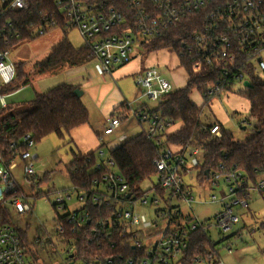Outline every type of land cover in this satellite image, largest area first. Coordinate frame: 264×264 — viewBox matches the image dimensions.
Returning <instances> with one entry per match:
<instances>
[{"label":"built area","instance_id":"1","mask_svg":"<svg viewBox=\"0 0 264 264\" xmlns=\"http://www.w3.org/2000/svg\"><path fill=\"white\" fill-rule=\"evenodd\" d=\"M190 15H200L202 21L198 29L180 40V46L189 56L194 73H200L204 66L221 65L222 80L243 85L249 80L245 71L234 64L243 55L241 65L250 63L256 74L264 75V59L260 56L264 50V0H0V84L8 83L15 74L9 46L25 37L44 35L53 29L62 32L74 29L89 49V60L97 72L110 73L114 67L129 62L137 54L136 47L161 38ZM135 83L155 107L136 106L138 99L126 102L125 113L111 116L102 133L112 134L121 117H133L145 124V137L156 148L151 160L155 172L149 176L152 178L149 185L139 187L138 191L130 190L101 145L93 158L86 157L95 175L56 191L53 203L56 211L66 210L56 216L54 227L62 241L66 223H70L72 232L88 231V237L98 245L102 238L112 245L117 239L130 245L134 252L119 261L112 256L101 259L98 255L87 261L74 257V241L68 239L64 241L63 264H179L190 235L199 230L208 237L211 228L224 239L223 248L231 252L243 237L236 228L240 215L235 209L248 208L253 192L264 194V175L253 184L235 165L226 171L220 167L219 171L208 172L207 177L211 186L221 187L220 198L210 196V201H218L221 209L214 221L200 219L192 207L196 199L186 177L193 168L198 169L203 149L197 145L173 147L166 143L171 122L158 107L172 86L156 67L147 66L137 73ZM220 87L221 81H215L207 94L214 96ZM3 98L0 94L2 103ZM241 122L247 124L244 119ZM201 129L215 137L221 135V128L214 121ZM117 140L122 144L126 135H119ZM23 142L27 148L17 151L14 158H5L0 152V181L4 184L0 206L10 208L11 214L18 217L31 210L24 189H33L43 176L34 168L37 154L32 150L34 141L29 134L24 135ZM19 165L23 185L12 172ZM72 191L81 205L69 210L66 201ZM90 205L98 209L95 214L89 210ZM159 221L163 224L161 229L152 235L144 233V229ZM20 237L13 223L0 224V264H30ZM43 237L50 235L46 236L39 224L31 241L42 245ZM195 260L220 263L215 254L207 255L204 261Z\"/></svg>","mask_w":264,"mask_h":264},{"label":"trees","instance_id":"2","mask_svg":"<svg viewBox=\"0 0 264 264\" xmlns=\"http://www.w3.org/2000/svg\"><path fill=\"white\" fill-rule=\"evenodd\" d=\"M201 21L200 15L187 16L164 36L153 39L149 43L153 50H171L176 55L178 64L187 74L185 86L167 93L163 103L158 107V110L171 124L178 121L181 123L179 129L167 134L166 143L172 146L197 145L203 149L202 160L198 166V178L207 177L208 172L219 171L220 167H222L221 171L235 168L242 171L254 184L264 175V75L256 74L254 66L250 63L241 65L240 59L244 57L243 55H239L234 64L237 68L240 67L245 71L249 86L240 85V89H234L232 81L220 78L221 65L204 66L200 73H194L191 69L189 56L181 49L180 40L198 29ZM89 59L87 47L81 45L75 48L70 44L66 35H63L58 42L50 47L45 56L34 63L33 70L39 74L50 73L60 66H77ZM23 65L22 61L14 62L15 74L11 81L12 84H16L14 86L11 84V88H7V91L27 83L25 80L21 84L17 83L27 76V73L23 71ZM217 80L221 81L219 91L214 96L207 94V89ZM75 88L69 84L60 83L44 92H36L30 101L4 107L8 108V113L0 118V152L4 157L14 158L17 151L27 148L23 142L25 134H29L35 143L51 133L63 138L64 134H67L72 128L87 123L88 113L80 97L74 94ZM193 91H196L200 96V105L192 102L190 95ZM224 92L234 93L244 98L248 103V110L242 119L247 121V124H243L244 128H249L252 135L244 140L235 139L221 122L211 117L213 113L211 110L212 101ZM27 104L32 105L30 110L25 109ZM204 106L211 110L205 115L207 122L202 120ZM236 114H238L237 111H232L231 116L234 117ZM213 121L217 122L221 128L219 137L212 136L201 129L203 125ZM155 151L156 148L146 139L142 131L109 152L116 169L122 174L130 190L138 191L141 182L155 172L151 163ZM93 154V152L88 154L72 152L70 162L65 165V171L71 183L79 182V180L88 181L95 175V172L90 170L91 162H86V157L93 158ZM233 165H235L234 168H232ZM206 171L207 173H205ZM47 178L48 175L45 173L37 184ZM41 194L42 192L35 193L36 196ZM89 210L95 214L98 209L90 205ZM10 215L8 207L0 206V224L11 223L8 220ZM71 228L72 224L66 223L63 240L72 239L74 241V257L76 258H85L89 261L98 255L101 259L112 256L119 261L134 252L130 245L123 244L117 239L115 245H112L102 238L101 244L98 245L88 237V231L72 232ZM18 233L25 248L27 243L20 230ZM223 240L222 238L218 242H213L201 231H194L190 235L188 246L184 250L179 264H197L196 258L204 261L209 254L217 255L218 248L216 246Z\"/></svg>","mask_w":264,"mask_h":264},{"label":"rangeland","instance_id":"3","mask_svg":"<svg viewBox=\"0 0 264 264\" xmlns=\"http://www.w3.org/2000/svg\"><path fill=\"white\" fill-rule=\"evenodd\" d=\"M64 33L70 43L75 47L81 43V39L76 34L77 32L72 29L66 32H62L59 29H53L45 33L44 35L35 36L33 38L22 39L11 46H9L10 57L13 62L22 61L23 71L27 73L28 87L25 88L14 98H6V103L11 100L30 101L33 99L36 91H42L46 89L45 79H48L49 84H53L54 81L60 80L61 76L65 73L66 65L58 67L48 74L40 75L33 70L34 63L45 56L50 49V46L55 43ZM136 52L140 55L141 59H150L154 53L157 54V62L154 65L156 69L166 78L171 86L172 90L179 89L184 85V76L180 70H176V59L174 53L168 49H162L161 51L153 50L148 43L142 46L136 47ZM159 52V53H158ZM160 52H166L168 55L165 57ZM262 59H264V50L261 52ZM158 58L160 61H158ZM131 79V78H130ZM12 81L6 84H0V92L7 90L11 86ZM234 89H240L241 86L235 83ZM138 91L139 95L143 90ZM223 93L217 97L222 98ZM192 101L196 102V98L191 97ZM131 101V100H128ZM142 101L147 103L149 107L153 108L155 103L149 98H142ZM86 102V99H85ZM32 105L27 104L26 110H30ZM236 108L240 113L234 117L231 116L232 109ZM212 119H217L221 122L224 128L230 132L235 139L244 140L252 135L249 128H243L241 122L245 112L242 111L241 102L234 101H218L211 105ZM211 110L207 107H203L204 116L203 121L207 122L206 116ZM8 113V108H3L0 104V118ZM208 117V116H207ZM132 121H123L122 124L131 125ZM181 124L179 121L176 124ZM242 123V124H241ZM135 130V129H134ZM137 132L141 131L140 127L136 129ZM135 133L129 132V136H133ZM70 149V143L67 137L59 138L55 134H48L36 141L32 147V150L37 154V159L34 161V168L38 171L39 175L46 172L48 178L41 183L37 184L33 189H24L28 200L31 205V210L24 213L22 216H16L13 213L9 216L8 220L20 230L24 241L27 243L25 247V255L30 264H63L62 258L63 249L66 245L58 235L54 232L56 225V216L63 215L66 210L56 211L53 207L56 191L68 189L71 187V182L65 171V165L70 162L72 158ZM107 150V149H106ZM109 152V150H108ZM109 154V153H108ZM19 184L22 182V171L20 165L12 170ZM198 169L193 168L191 173L187 175L186 182L189 185L196 202L192 204L194 212L200 219H208V221H214L216 213L221 209V205L218 201H210L211 194H215L217 198L222 196L221 187H213L210 184L209 177L198 178ZM152 178L149 177L141 182L140 187L144 188L149 185ZM4 184L0 181V198L3 196ZM36 192H42L41 195L36 196ZM264 194L259 192H253L251 194V200L249 201V207L246 209H238L235 211L240 215V220L236 225V228L240 229L243 234V238L248 240L249 237H255L260 242L264 241ZM69 210H74L81 205V201L77 200L76 192L72 191V196L66 201ZM143 209V208H142ZM261 210V211H260ZM253 211L261 212V218ZM255 214V216H253ZM148 217L152 215L149 213ZM39 224H42V229L49 237H43L44 242L42 245H35L31 242L32 238L36 234V228ZM162 222L159 221L156 225H152L144 229L145 234L152 235L153 232L161 229ZM220 234H217L215 228H211L208 232V238L213 242L220 240ZM155 237H151L154 239ZM224 244H217L216 248L222 249ZM77 263V262H75ZM74 263V264H75ZM198 264V263H197ZM205 264V263H199Z\"/></svg>","mask_w":264,"mask_h":264},{"label":"crops","instance_id":"4","mask_svg":"<svg viewBox=\"0 0 264 264\" xmlns=\"http://www.w3.org/2000/svg\"><path fill=\"white\" fill-rule=\"evenodd\" d=\"M63 35L64 33L56 42H58L63 37ZM81 45H83L82 41L81 43L76 45L75 48H78ZM161 50L162 49H158L157 51H161ZM160 53H162L164 57L165 55L166 56L168 55V53L166 52H160ZM173 55L176 59L175 60L176 65L175 67L172 68H176V70H180L181 74H183L184 76L183 87H184L187 81V74L184 71V69L178 64V59L176 55L175 54ZM158 61H160L159 58ZM156 62H157L156 53H154L153 56L150 59H147L146 61L144 59L142 60L140 55L136 54L129 62L121 66L114 67V69L110 73L101 74L97 72V70L94 67V64L92 63V61L89 60L77 66L66 65L67 68L65 69V73L61 76L60 80L54 81L52 85L51 83L50 84L48 83L50 82L48 81V79H45L44 81L45 85L47 83V86H45L46 89L36 92H44L49 88L60 83L69 84L82 91L80 100L83 103L88 113V122L78 125L72 128L67 134H64L67 137L68 142L70 143L69 151H71V154L72 152L81 153V154H88L91 152L94 153L95 150L101 145L105 149L106 153H109L114 148L121 145V143L118 142L117 140L119 135L125 134L127 140L130 131L135 133L133 136L131 135L129 136V138H132L144 130L145 124L138 121L137 119L133 117L128 119L125 118L122 119L121 117L120 125L113 131L112 134L103 135L102 133L107 120L111 116H117L125 113V103L129 102L128 100L132 101L134 99H138L137 103L135 104L136 106H143L148 109H152L151 107L148 106L147 103L142 101V98L147 99V97L142 96V93L137 95L138 94L137 90L141 91L143 89L140 88L135 83V75L141 72L145 67L154 65ZM45 74L48 73H44L42 75ZM24 80L27 81V76L23 80L17 83L21 84L22 81ZM15 84L16 83H13L12 85L14 86ZM28 85L29 83L27 82L25 84H21L18 88H15L13 90H9V91L6 90L7 92L5 91V93L0 92V94L4 95L3 98L4 103H2L0 100V104L2 105V107L3 108L6 106L11 107L20 104L22 101L17 99L11 100L9 103H6V98L16 97L20 92H22L25 88H27ZM9 88H11V86L8 87V89ZM190 97H194L197 99L196 102L192 101L196 105L201 104V98L196 91H193ZM223 100L227 102L229 101H234L236 103L241 102L242 111L246 113L248 110V103L244 98H241L235 95L234 93H229V92H224L222 98H215L212 101L211 105L217 103L218 101H223ZM232 111L238 112L240 110L233 108ZM124 120L132 121V123H130L131 125L125 126V124H122ZM176 123L169 125L167 129V134H170L181 127V124L179 123L176 124ZM138 127H140L141 130L139 132L136 131ZM173 147H177V146L173 145ZM45 173L46 172H43V175ZM253 212L255 214H258L261 218L260 215L261 212L260 214L258 211H253ZM255 214L253 216H255ZM263 249H264V241L260 242L259 240H256L255 237L252 238L249 237L248 240L242 237V241L238 242L234 246L231 252H227L223 247L222 249L220 248L218 249L217 257L220 259V263L217 264H264Z\"/></svg>","mask_w":264,"mask_h":264},{"label":"water","instance_id":"5","mask_svg":"<svg viewBox=\"0 0 264 264\" xmlns=\"http://www.w3.org/2000/svg\"><path fill=\"white\" fill-rule=\"evenodd\" d=\"M243 85H245V86H249L250 83H249L248 81H244V82H243ZM74 94H75L77 97H80L81 94H82V91H81L80 89H78V88H75V89H74ZM243 128H244V126H243ZM205 173H207V171H206ZM128 195H129V194H127V196H128ZM70 257H72V255H70Z\"/></svg>","mask_w":264,"mask_h":264}]
</instances>
